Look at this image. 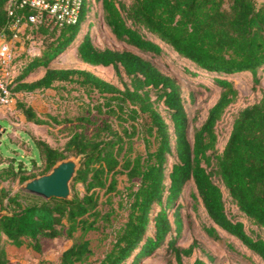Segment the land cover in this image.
I'll return each instance as SVG.
<instances>
[{
  "label": "trees",
  "instance_id": "1",
  "mask_svg": "<svg viewBox=\"0 0 264 264\" xmlns=\"http://www.w3.org/2000/svg\"><path fill=\"white\" fill-rule=\"evenodd\" d=\"M96 1L103 21L127 47L95 44L88 30L92 0H84L76 23L32 28L42 39L41 52L17 57L26 61L11 83L14 94L46 89L56 81L84 87V108L64 147L34 136L44 159L41 173L72 154H81L82 161L72 199H45L22 189L12 193L5 180L23 182L37 174L24 165L0 166V209L9 212L0 218V264H9L7 243L42 251L43 236L73 237L77 231L81 237L53 264H124L132 255L129 264H138L161 247L174 253L178 264L213 263L217 256L198 239L179 244L184 222L177 200L190 183L195 185L191 197L200 198L211 219L202 224L207 235L247 262L264 264V94L237 112L223 150L217 146L218 121L239 95L230 77L252 72L259 81L264 69V0ZM7 2L0 0L1 30L12 21ZM165 46L212 75L221 88L192 136L180 82L145 56L159 55ZM74 47L85 63L113 66L117 82L86 68L52 65ZM42 69L43 76L26 80ZM17 108L27 120L49 124L23 100ZM88 124L94 125L91 131ZM120 174L128 177L125 190L119 188ZM117 194L119 206L127 208L126 220L115 229L105 255L90 259L91 241L84 235L112 223L115 209L102 206L113 204ZM228 201L237 211L228 208ZM197 248L202 256L184 262Z\"/></svg>",
  "mask_w": 264,
  "mask_h": 264
},
{
  "label": "rangeland",
  "instance_id": "2",
  "mask_svg": "<svg viewBox=\"0 0 264 264\" xmlns=\"http://www.w3.org/2000/svg\"><path fill=\"white\" fill-rule=\"evenodd\" d=\"M91 24L89 32L92 35L96 45L100 47H113L123 49L127 47L123 42H120L112 33L111 29L103 21L101 8L96 0H92ZM88 21L84 27L87 29ZM30 47L31 52L39 53L42 46V39L36 37L32 39V44H27L25 39L18 43L19 49L25 50ZM43 47V46H42ZM74 49L65 53L59 61L53 63L57 67H77L89 69L105 79L117 82V77L113 66L92 65L81 61L78 54L73 53ZM145 55V54H144ZM156 63L163 71L175 76L180 82L184 96L186 99V107L191 119L190 136L193 135L195 127H198L205 120L209 108L218 99L221 88L213 83V76L198 70L187 58H181L169 47L165 46L164 51L159 55H145ZM27 58V57H26ZM26 59H22L25 62ZM24 64V63H23ZM44 70L32 73L27 80H34L44 74ZM19 71H16V74ZM236 87L239 90L238 98L231 103L225 113L218 121V143L220 151L223 150L227 139L230 135L232 124L237 112L246 105L252 104L259 100L264 94V69L259 71V81L252 72H241L232 75ZM18 100H23L27 105L35 108L41 116L46 118L49 124L35 125L31 127L29 123L23 120L21 109L16 107L0 105V116H12L19 127H28L32 134L29 136L27 132H23L25 141L17 140L15 133L13 134V125L7 118H0V125H3L5 130L0 136V166L13 164L14 166L24 165L28 168V173L41 174L44 170V159L39 154L37 145L34 142V136L49 141L53 146L64 147L71 133L70 127H74L78 121L77 117L84 108L83 101L85 100L84 87L76 81H56L47 89H37L32 92L13 94L12 105L18 104ZM6 107V109H4ZM7 111V113H3ZM16 124V125H17ZM27 124V125H26ZM87 128L91 131L94 128L93 124H88ZM1 130V128H0ZM81 155V154H79ZM70 156H78L72 154ZM68 156V157H70ZM22 182L19 178L12 180L8 179L3 184L11 189L12 193L20 188ZM129 184L126 174L119 175V188L125 190ZM83 190L80 183L78 185ZM195 190V185L190 183L184 191L181 199L177 203L182 204V217L184 228L179 237V244L187 246L194 239H198L216 256V260L210 264H251L243 259L240 255L229 251L226 246L214 242L205 232L202 224L210 223L209 218L200 198L195 201L191 194ZM102 197V200L106 199ZM120 195L117 194L113 198V204L105 201L103 210L115 209L112 223L105 225L102 229L90 230L84 237L91 241L92 253L90 259L101 258L111 248L115 229L126 220L127 208L119 206ZM193 202L196 203V208L193 207ZM228 208L231 211H237L234 203L228 201ZM7 210V209H5ZM80 231H77L73 237L60 235L57 237H45L42 241V251H37L27 244L22 246L7 247L9 264H53L59 261L62 251L70 246L76 239H79ZM197 256H202L201 251L197 248L190 258L184 256V262L191 263ZM134 255L129 258L124 264H129ZM138 264H178L174 253L167 251L166 247H161L154 253L143 257Z\"/></svg>",
  "mask_w": 264,
  "mask_h": 264
},
{
  "label": "built area",
  "instance_id": "3",
  "mask_svg": "<svg viewBox=\"0 0 264 264\" xmlns=\"http://www.w3.org/2000/svg\"><path fill=\"white\" fill-rule=\"evenodd\" d=\"M84 0H8L7 14L12 18L8 28L0 29V105L12 104L14 92L11 83L23 67L22 59L17 57L31 52L28 46L20 51L18 43L32 44L38 37L32 28L46 24L51 27H62L76 23L81 15ZM29 10V12H28Z\"/></svg>",
  "mask_w": 264,
  "mask_h": 264
},
{
  "label": "water",
  "instance_id": "4",
  "mask_svg": "<svg viewBox=\"0 0 264 264\" xmlns=\"http://www.w3.org/2000/svg\"><path fill=\"white\" fill-rule=\"evenodd\" d=\"M1 133L0 130V136ZM81 161L82 155L62 158L49 171L23 181L20 188L45 199L52 197L72 199V181L80 168ZM8 213V210L0 209V218Z\"/></svg>",
  "mask_w": 264,
  "mask_h": 264
},
{
  "label": "crops",
  "instance_id": "5",
  "mask_svg": "<svg viewBox=\"0 0 264 264\" xmlns=\"http://www.w3.org/2000/svg\"><path fill=\"white\" fill-rule=\"evenodd\" d=\"M39 37V36H38ZM72 49H74L73 51V53H77V48L76 47H74V48H72ZM41 50H42V46H41ZM41 50L39 51V53L41 52ZM20 51H21V48H20ZM71 51V50H70ZM22 52H23V50H22ZM86 64H88V63H86ZM55 67H57V66H55ZM42 70H44V69H42ZM40 71V70H39ZM45 71V70H44ZM38 72V71H37ZM32 73H34V72H32ZM32 73H30L29 75H27V77H26V80H27V78L30 76V75H32ZM36 73V72H35ZM45 73V72H44ZM44 75V74H43ZM42 75V76H43ZM40 78V77H39ZM35 80V79H34ZM27 81H31V80H27ZM47 89V88H46ZM19 93H21L22 95H24V93H27V92H25V91H19V92H17V94H19ZM11 107H16L17 108V104H16V106L15 105H12V104H10V108ZM4 109H6V107H4ZM18 109V108H17ZM19 111H20V109H18ZM3 113H7V111H5L4 110V112ZM22 114H20L22 117H23V120L24 121H26L27 123H29V125H31V127H34V124L35 125H41V124H38V123H36V122H33V121H29V120H27L26 119V117H25V115H24V113L23 112H21ZM4 115H6V116H0V118H7V119H9L10 121H11V123H12V125H13V134L15 133V135L18 137L17 138V140H21V141H25V139H24V137H23V132H27V134H29V136L32 134V132H30L29 131V126L28 127H19L18 126V124H17V122L14 120V118L11 116H8V114H4ZM17 124V125H16ZM27 125V124H26ZM0 128H1V131L3 132L4 130H5V128L3 129V125H0ZM49 142V141H48ZM45 238V236H43L42 238H41V240L43 241V239ZM9 245H11V246H16V245H13V244H10V243H7V245H6V247H8ZM22 246V245H21Z\"/></svg>",
  "mask_w": 264,
  "mask_h": 264
}]
</instances>
